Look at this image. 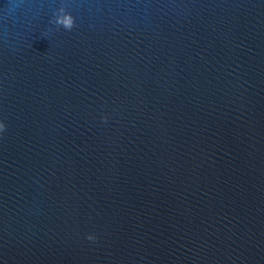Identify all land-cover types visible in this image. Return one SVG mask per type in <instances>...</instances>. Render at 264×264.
Segmentation results:
<instances>
[{"label":"water","instance_id":"1","mask_svg":"<svg viewBox=\"0 0 264 264\" xmlns=\"http://www.w3.org/2000/svg\"><path fill=\"white\" fill-rule=\"evenodd\" d=\"M0 122V264H264V0H0Z\"/></svg>","mask_w":264,"mask_h":264},{"label":"clouds","instance_id":"2","mask_svg":"<svg viewBox=\"0 0 264 264\" xmlns=\"http://www.w3.org/2000/svg\"><path fill=\"white\" fill-rule=\"evenodd\" d=\"M64 10L61 9V12ZM56 23L61 25L64 29L66 30H72L73 27L75 26V18L73 17L72 14L67 13L61 17H58L56 20ZM6 130V125L3 122H0V132H3ZM89 240H95L96 238L92 235L88 236Z\"/></svg>","mask_w":264,"mask_h":264}]
</instances>
